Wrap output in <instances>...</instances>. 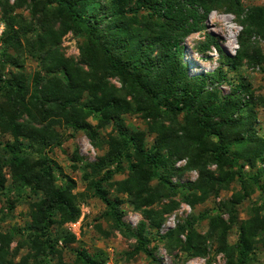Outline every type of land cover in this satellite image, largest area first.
Listing matches in <instances>:
<instances>
[{
    "label": "trees",
    "instance_id": "obj_1",
    "mask_svg": "<svg viewBox=\"0 0 264 264\" xmlns=\"http://www.w3.org/2000/svg\"><path fill=\"white\" fill-rule=\"evenodd\" d=\"M253 1L0 0V264H108L67 229L90 200L104 207L93 222L107 224L105 238L134 241L127 259L162 264L160 247L182 263L264 255V95L241 74L264 72V0ZM214 13L234 17L237 49L230 55L207 34L197 51L208 59L214 50L218 66L193 74L183 45ZM68 35L77 59L61 52ZM75 135L99 153L86 162L75 147L69 157L82 192L52 158ZM223 193L160 234L181 205L194 211ZM22 206L23 224L7 226ZM125 206L140 215L136 227Z\"/></svg>",
    "mask_w": 264,
    "mask_h": 264
},
{
    "label": "rangeland",
    "instance_id": "obj_2",
    "mask_svg": "<svg viewBox=\"0 0 264 264\" xmlns=\"http://www.w3.org/2000/svg\"><path fill=\"white\" fill-rule=\"evenodd\" d=\"M13 3L14 1H10V5H13ZM253 3L260 5L263 2L262 0H254ZM15 14L19 15L22 18V21H29V13L26 8L16 9ZM2 31L3 25L0 22V35ZM239 32L240 28L233 16L220 13L212 14L206 23V28L201 33L190 36L183 45L185 59L186 62H189L190 64L191 72L193 74L210 73L218 66L217 54L214 50H212L211 53H208V59H202V55L197 51V46L205 42V36L207 34L215 37L224 51L231 55L234 54L237 49V37ZM260 48L264 51V42L260 43ZM61 52L67 58L77 59V43L71 35L66 36L62 40ZM26 68L28 72L34 71L35 65L27 61ZM241 74L247 78L257 96L264 95V72L261 73L258 69L253 70L251 68L244 67L241 69ZM259 117L261 120L264 119V113L260 111ZM132 122L137 125L139 124L136 120H132ZM68 134L70 135L72 133ZM75 147L78 149L80 156L86 162H94L97 156H99V153L91 147L85 136L75 135L74 139H68L62 144L61 148L56 149L52 158L60 166L62 173L76 182L77 191L82 192L84 190V186L81 182V173L72 169L69 160V157H71ZM195 179V173L187 174L182 177V181H194ZM230 195L231 193H223L219 199L210 200L203 205H199L194 211L186 205H181L176 212L167 217L160 234H164L168 230L175 228L177 223L182 222L190 215H198L199 213L213 209L216 203L229 197ZM254 200L255 199L252 198L251 201H246L240 208L239 215L241 219L246 217V213H248L249 207ZM80 209L81 216L78 222L76 224L68 225L67 229L80 240L86 249H89V251H104L108 256V264H152V262L143 255L137 256L133 259L125 258L124 253L131 251V247L134 244L133 240L125 239L116 232L112 233L108 238L103 236L104 233L109 232L107 224L101 223V227H96L93 222L104 210V207L100 202L97 200H90L81 205ZM125 210L126 216L124 221L130 226L136 227L141 221L140 215L133 212L126 206ZM26 211L27 209L25 206L18 207L15 212V214L18 215L17 218L12 222H8L7 226L12 227L14 225L23 224V216ZM205 229L206 228L203 225L200 230L205 231ZM233 240L234 239H231V241ZM156 257L162 264H224L222 256H218L216 258H212V256L207 258H198L182 263V261L168 255L162 247H160L156 252ZM64 261L66 264H73L72 259L69 256L65 257ZM255 264H264V255L260 256Z\"/></svg>",
    "mask_w": 264,
    "mask_h": 264
}]
</instances>
